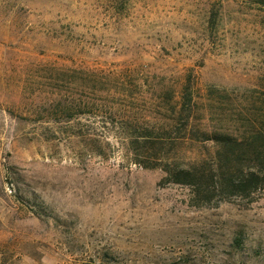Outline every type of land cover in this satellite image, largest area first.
Returning <instances> with one entry per match:
<instances>
[{"label":"rangeland","instance_id":"374dc122","mask_svg":"<svg viewBox=\"0 0 264 264\" xmlns=\"http://www.w3.org/2000/svg\"><path fill=\"white\" fill-rule=\"evenodd\" d=\"M262 110L256 0H0V264H264V190L197 208L144 155Z\"/></svg>","mask_w":264,"mask_h":264},{"label":"trees","instance_id":"16d2710c","mask_svg":"<svg viewBox=\"0 0 264 264\" xmlns=\"http://www.w3.org/2000/svg\"><path fill=\"white\" fill-rule=\"evenodd\" d=\"M264 6V0H256ZM212 91H210L211 94ZM234 126L239 135L189 130L187 141L203 149L200 156L180 166L163 139H145L144 155L163 173L162 181L190 191L191 206L216 207L231 200L253 202L264 190V111ZM211 146V151L208 150Z\"/></svg>","mask_w":264,"mask_h":264}]
</instances>
